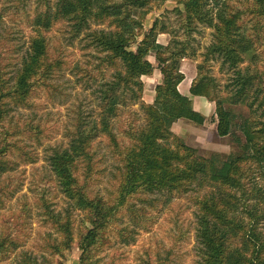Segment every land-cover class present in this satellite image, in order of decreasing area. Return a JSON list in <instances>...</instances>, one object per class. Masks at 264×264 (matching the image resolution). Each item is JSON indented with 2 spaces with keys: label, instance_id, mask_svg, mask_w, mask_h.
Masks as SVG:
<instances>
[{
  "label": "trees",
  "instance_id": "obj_1",
  "mask_svg": "<svg viewBox=\"0 0 264 264\" xmlns=\"http://www.w3.org/2000/svg\"><path fill=\"white\" fill-rule=\"evenodd\" d=\"M38 1L47 8L33 19L19 65L13 62L16 46L0 42V205L19 189V180L9 175L21 163H35V144L50 136L29 120L14 121L11 113L15 108H29L39 88L66 67L65 55L56 51L47 34L60 22L69 23L72 37L83 35L86 47L94 51L89 67L77 68L81 80L99 84L95 91L100 111L98 118L79 114L66 134L67 142L53 147L48 155L56 185L47 178L37 201L58 235L44 239L41 262L26 253L24 264H66L60 257L75 242L72 210L84 212L88 223L78 242L79 264H102L100 255L110 242L104 236L112 230L122 235L124 229L115 225L124 208L134 207L133 197L151 202L150 195L181 196L195 185L206 187L194 198L198 264H264V188L255 182L257 171L264 174V0H242L239 5L231 0H175L182 5L175 10L184 16L181 27L188 33L196 24L214 29L205 56L221 59L233 73L225 96H220L215 77L206 73L194 79L190 88L193 95L215 102L212 120L220 136L233 134L235 128L242 132L241 150L226 159L220 153L201 155L172 129L180 118L204 124L208 117L179 91L185 79L181 61L193 55L188 41L161 43L158 36L168 31L159 18L150 27L145 25L153 7L169 0H55L54 6L51 0ZM4 16L0 10V24ZM205 67V63L198 65L201 72ZM155 69L161 71L162 81L155 87L153 102H146L142 76L152 75ZM109 72L111 79L106 77ZM241 105L247 106L249 114L238 123L240 115L233 107ZM124 114L126 127L119 137L113 128ZM100 135L107 138L119 162L113 198L93 192L95 175L101 173V160L94 150ZM3 175L7 177L1 179ZM55 188L69 201L71 209L66 214L50 205L57 195ZM28 204L11 212L17 226L14 234L12 226L0 234V260L23 246L25 226L20 219L28 217ZM4 223L11 221L6 217Z\"/></svg>",
  "mask_w": 264,
  "mask_h": 264
},
{
  "label": "rangeland",
  "instance_id": "obj_2",
  "mask_svg": "<svg viewBox=\"0 0 264 264\" xmlns=\"http://www.w3.org/2000/svg\"><path fill=\"white\" fill-rule=\"evenodd\" d=\"M241 1L231 0L234 5H239ZM51 4L54 6L55 0H51ZM176 6L182 7L177 1L169 0L159 7H153L146 16V27H150L155 19L159 18L161 22H165L168 31L158 36L161 43L167 44L173 39L188 41V52L193 55L181 61V69L187 73H196L194 79L205 73L214 76L220 96H225V87L231 82L233 73L221 64V59L215 57L207 59L205 56L207 48L213 41L214 29L204 24H196V29L188 33L181 27L184 16L181 17L176 12ZM46 8L47 6L38 0H0V10L5 15L0 24V42L12 43L18 49L17 54L13 53L15 66L20 64L21 57L28 47L34 17ZM70 30L69 23L60 22L53 31L47 33L56 51H62L65 55L66 67L49 81L50 84L39 88L29 108H15L11 113L14 121L29 120L45 128L50 136L43 138L40 144H35L38 153L35 163H21L9 175L19 180V189L13 197L6 199L5 205H0V234L6 226H12L14 231L12 232L15 233L17 221L15 217H12V211L28 203L30 211L25 220L20 219L25 226L21 235L23 246L9 252L4 260H0V264H24L26 253L36 257L39 262L42 261L41 245L44 244V239L48 234L53 237L58 235L54 226L46 219V209L42 208L37 201L40 186L47 178L51 179L50 184L56 185V180L52 179L53 175L47 160L48 155L53 147L67 142L66 134L77 122L79 114H82L85 119L98 118L100 106L95 90L98 89L99 84L81 80L82 73L77 68V66L89 67L88 60H94L92 56L94 51L86 47L83 35L73 38ZM262 49L264 50V44ZM262 56L264 57V53ZM201 63L206 65L202 72L198 68ZM106 77L111 79V72ZM147 81L153 82L149 79ZM212 104L215 110V102ZM233 108L240 115L238 123L242 120L241 116L249 114L247 106L241 105ZM124 117H126L125 114L115 120L113 130L119 137L123 136L122 130L126 127ZM186 120L189 128L183 138L187 144L198 148L201 155L209 156L213 153H220L222 159H226L230 153L241 150L244 136L238 128H235L231 135L220 136L212 115H209L204 124ZM94 150L101 160L99 164L101 173L95 175L93 192L106 198H113L119 162L112 155L104 135L97 137ZM255 175L257 177L255 182L264 188V174L257 171ZM6 177L3 175L1 179ZM195 186L190 193L181 196L176 194L172 197L166 194L150 195L148 198L152 200L151 202L133 197L130 202L134 207L124 208L118 215L119 219L115 225L118 230L124 229L122 235L115 230L106 232L104 240L109 238L110 242L100 255V263L160 264L161 261H165L166 264H198L200 244L197 240L195 215L197 206L194 198L202 195L206 187ZM55 189H57V195L53 200L50 199L52 201L50 205L56 209V212L66 214V210L71 209L69 201L58 188ZM72 215L75 220V242L72 249L60 259L66 264H79L81 251L78 242L81 232L85 230L88 223L85 221L84 212L72 210ZM6 217L11 224L4 223Z\"/></svg>",
  "mask_w": 264,
  "mask_h": 264
},
{
  "label": "crops",
  "instance_id": "obj_3",
  "mask_svg": "<svg viewBox=\"0 0 264 264\" xmlns=\"http://www.w3.org/2000/svg\"><path fill=\"white\" fill-rule=\"evenodd\" d=\"M149 59L153 64H156L154 55H150ZM183 72L185 73V79L179 84V91L192 100L193 106L197 111L201 112L207 117H209V115L211 116L214 111V105L210 101H208L206 97L193 95L190 91L191 84L196 76V73H187L185 70H183ZM142 78L145 82L144 100L146 102H153L155 97V87L162 81L161 71L159 69H155L152 75H143ZM147 79H149L150 81L152 80L153 82H148ZM214 123L217 127V122L215 121ZM188 128L189 124L184 118L177 120L173 124L174 132L181 137H185V133Z\"/></svg>",
  "mask_w": 264,
  "mask_h": 264
}]
</instances>
